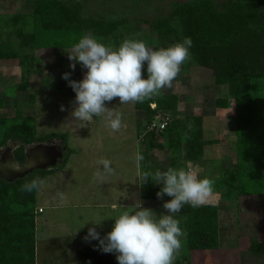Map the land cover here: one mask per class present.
I'll list each match as a JSON object with an SVG mask.
<instances>
[{"label": "rangeland", "instance_id": "rangeland-1", "mask_svg": "<svg viewBox=\"0 0 264 264\" xmlns=\"http://www.w3.org/2000/svg\"><path fill=\"white\" fill-rule=\"evenodd\" d=\"M30 1L0 0V27L10 15L28 14L25 29L35 32ZM66 1L81 2L86 17L129 19L127 29L120 28L116 35L106 37L105 44L118 48L125 39L138 38L149 47L164 48L158 32L152 30L145 18L169 15L176 0ZM172 24L182 31L181 16H173ZM84 35L94 37L91 30L83 32ZM65 43L58 40L54 47L23 48L21 53L29 57L23 65L21 57L0 60V97L4 99L0 120L32 117L38 136L63 135L67 142L64 147L68 161L59 163L57 172L43 179L40 187L38 207H43L40 208L43 212L36 213V264H78V249L93 241L85 239L88 229L94 226L91 222L79 229L88 220L117 216L137 200L157 214L166 213L163 204L169 200L142 198L143 182L138 177L171 167L172 140L167 132L155 134L151 149L147 150L148 138L142 129L145 112L137 109L136 103L120 105L118 97L108 103L122 114V127L118 131L112 130L103 118L94 117L86 125L70 118L76 93L63 74L71 73L70 79L81 80L87 69L79 63L74 70L70 67L72 61L67 51L71 52L75 44L65 46ZM213 77L211 69L191 67L184 72L181 66L172 88L160 92L179 96L178 109L172 113L174 118L189 115L203 118V137L207 143L203 156L198 160L187 159V143L183 139L181 160L198 177L214 181L207 203L217 205L220 213L219 247L191 250L183 228L182 248L174 264H264V82H257L252 93L239 104L250 114L242 126L236 98L229 94L228 86L216 84ZM26 81L27 88L21 89ZM221 98H228V108L220 107ZM239 149L244 151L241 158ZM138 153L144 156L140 163L135 159ZM104 159L111 161L112 171L100 178L96 173L103 172L100 162ZM235 168L239 170L235 186L216 190L218 177ZM145 184L161 186L151 179ZM113 223L114 218H107L102 226L96 227L98 231L111 230Z\"/></svg>", "mask_w": 264, "mask_h": 264}, {"label": "trees", "instance_id": "trees-1", "mask_svg": "<svg viewBox=\"0 0 264 264\" xmlns=\"http://www.w3.org/2000/svg\"><path fill=\"white\" fill-rule=\"evenodd\" d=\"M30 2L33 3L35 32L25 29L28 14L6 17L5 24L0 27V60L21 57L20 64H26L29 57L21 53L23 48L54 47L58 40H64L65 46L73 45L86 30H91L95 38L103 37L101 42L105 43L106 37L114 35L120 28L125 31L129 23L128 18L107 20L103 17H86L81 2ZM172 7L167 16L145 18L152 30L158 32L160 45L166 48L190 36L193 40L191 59L182 64L183 71L188 72L191 67L211 69L215 83L228 86L229 94L236 98V105L240 109L238 113L241 114L239 121L243 126L250 114L248 116V111H244L239 104L252 93L257 82H264V0H226L222 3L216 0H176ZM175 15L181 16L183 20L182 31L172 24ZM144 75L147 76L146 67ZM27 86L26 81L24 87L20 88L26 89ZM178 101L177 94L161 93L136 103V107L145 112L142 129L148 138V142H145L148 151L151 149L152 137L157 134L154 129H150L157 113L164 112L172 116L171 122L162 132H167L172 140L171 167L187 168L185 160H181L182 140H186V156L190 160L201 159L207 143L203 137L202 117L189 115L185 118H174L172 113L178 109ZM228 102V98L219 99L220 107L228 108ZM153 104H156L155 108H152ZM3 105L4 99L0 97V108ZM33 120L32 117H5L0 120V147L8 146L9 142L22 143L15 150V155L21 162L25 160V144L45 141L58 135L38 136ZM60 137L66 141L63 135ZM241 152L244 151L239 149L237 152L240 158ZM66 156L67 154L63 163L68 161ZM148 162L149 156L146 153V163ZM58 165L35 170L12 182L0 178V264H36V213L43 212L40 211L43 207H38L40 188L32 192L22 191L21 188L35 177L45 180L53 176L59 169ZM238 169L225 171L226 175L218 177L216 190L222 191L224 186L234 187L238 179ZM160 187L144 184L141 187L142 198L160 199L156 195ZM163 199L170 200L171 197L165 195ZM218 210V206L212 203L195 208L185 205L183 213L176 215L181 228L186 230L187 245L191 250L219 247L221 235ZM109 231L110 229L99 232L104 236ZM77 258L78 264H118L116 253L103 252L98 240L78 249Z\"/></svg>", "mask_w": 264, "mask_h": 264}, {"label": "clouds", "instance_id": "clouds-1", "mask_svg": "<svg viewBox=\"0 0 264 264\" xmlns=\"http://www.w3.org/2000/svg\"><path fill=\"white\" fill-rule=\"evenodd\" d=\"M192 46L190 36L166 48L149 47L143 40L127 38L117 48L84 35L71 52L67 51L73 70L77 63L87 69L83 79L73 80L71 73L63 74L76 93L70 118L84 125L94 117L103 118L112 130H120L122 114L108 103L117 97L120 105L139 103L165 88H172L182 64L191 59ZM135 159L140 163L144 156L138 153ZM100 163L103 172L98 170L96 175L102 178L112 167L108 159ZM138 178L143 182L141 186L149 179L161 185L156 194L158 198L171 197L163 204L166 213L157 214L153 208L145 207L142 200H137L119 215L90 219L79 229L91 222L94 226L88 229L85 239L98 240L105 253H116L118 264H174L184 235L175 214L181 213L185 205L195 208L207 203L214 181L200 178L185 167L157 169ZM42 183L40 177H35L24 183L21 190L38 191ZM107 218H114V223L111 230L101 236L96 226H102Z\"/></svg>", "mask_w": 264, "mask_h": 264}, {"label": "water", "instance_id": "water-1", "mask_svg": "<svg viewBox=\"0 0 264 264\" xmlns=\"http://www.w3.org/2000/svg\"><path fill=\"white\" fill-rule=\"evenodd\" d=\"M20 142L0 147V178L12 182L38 169L55 167L63 163L65 157V141L60 137H52L45 141H36L24 145L25 160L21 162L15 150L22 146ZM19 165V167H16Z\"/></svg>", "mask_w": 264, "mask_h": 264}, {"label": "built area", "instance_id": "built-area-1", "mask_svg": "<svg viewBox=\"0 0 264 264\" xmlns=\"http://www.w3.org/2000/svg\"><path fill=\"white\" fill-rule=\"evenodd\" d=\"M171 119L172 116L168 113H158L150 125V129H154L157 134H161L164 130H166L167 126L171 122ZM40 211H42V209H40Z\"/></svg>", "mask_w": 264, "mask_h": 264}]
</instances>
